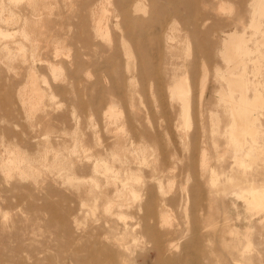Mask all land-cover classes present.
<instances>
[{"label":"rangeland","instance_id":"1","mask_svg":"<svg viewBox=\"0 0 264 264\" xmlns=\"http://www.w3.org/2000/svg\"><path fill=\"white\" fill-rule=\"evenodd\" d=\"M0 264H264V0H0Z\"/></svg>","mask_w":264,"mask_h":264},{"label":"bare ground","instance_id":"2","mask_svg":"<svg viewBox=\"0 0 264 264\" xmlns=\"http://www.w3.org/2000/svg\"><path fill=\"white\" fill-rule=\"evenodd\" d=\"M139 4H141V3L136 4L135 7H137V6L139 7ZM121 10H122V12L124 13V12H126L127 9H126L124 6H122ZM102 12H103V11H102ZM168 42H169V41H168ZM241 43H242V42H241ZM237 49H238V48H237ZM236 52H237V50H235L234 48H232V49L229 51V57H230V59H231V58H233V59L235 58V56H236V54H237ZM240 57H241V56H240ZM238 61H239V60H238ZM238 61H237L236 63H238ZM233 62H235V61H233ZM236 63H235V64H236ZM232 72H233V71H232ZM227 76H228V74H227ZM227 76H226V77H227ZM218 78H219V77H218ZM184 81H185V80H184ZM179 84H180V83H179ZM245 87H246V86H245ZM188 88H189V87H188ZM245 89H246V88H245ZM177 90H178V89H177ZM181 91H182V90H181ZM185 91H186V90H185ZM187 91H188V90H187ZM179 92H180V91H179ZM188 92H189V91H188ZM181 94H182V93H181ZM239 95H240V94H239ZM174 96H175V95H174ZM178 96H179V95H178ZM178 96H177V97H178ZM182 96H183V95H182ZM185 96H186V95H185ZM177 97H176V98H177ZM181 98H182V97H181ZM183 98H184V96H183ZM179 99H180V98H179ZM245 101H246V105H244V107H242V108H244V109L251 108V105H255V104H252V103H250V102L248 103L247 100H245ZM185 103H186V102H185ZM229 106H230V105H229ZM188 107H189V106H188ZM186 109H187V107H186ZM188 111H189V110H188ZM188 111H187V112H188ZM242 111H243V109H242ZM187 112H186V114H187ZM253 115H254V114H253ZM253 115H252V116H253ZM186 116L189 117L188 115H186ZM239 116H241V114H240ZM249 117H250V116H249ZM249 117H248V118H249ZM239 118H240V117H239ZM244 120H245V119H244ZM253 125H255V124H253ZM239 130H241V131H239ZM239 130H237V131H239V133L236 132L237 135H238V137H239L241 134H244V133H245V129H244V128H243V129H239ZM240 132H241V134H240ZM243 144H244V143H243ZM134 180H135V179H134Z\"/></svg>","mask_w":264,"mask_h":264}]
</instances>
